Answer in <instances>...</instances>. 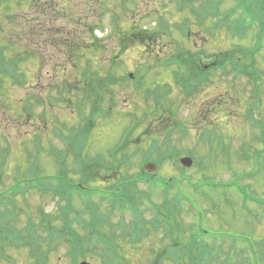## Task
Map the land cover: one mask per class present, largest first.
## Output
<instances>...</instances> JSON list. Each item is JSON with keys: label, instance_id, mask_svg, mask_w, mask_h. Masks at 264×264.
<instances>
[{"label": "rangeland", "instance_id": "obj_1", "mask_svg": "<svg viewBox=\"0 0 264 264\" xmlns=\"http://www.w3.org/2000/svg\"><path fill=\"white\" fill-rule=\"evenodd\" d=\"M12 1L8 0V3L12 4ZM49 2L50 0H39L37 3L40 4V9L44 10V6ZM57 2L56 0L54 3ZM232 3V0H228L224 2L223 6L230 8ZM252 3L255 9L264 16V0H253ZM26 6H29L28 11H26ZM35 6L36 3L27 4V0H25V3L19 6L22 9L14 7V18L7 19V21L13 24L10 27L15 34L23 30L26 34L35 28L25 24L24 12L28 18L35 17L37 19L35 23L38 26L43 25L41 21L44 18L31 16L35 15L32 10ZM223 6H221V11ZM57 7L58 20L55 21L53 18V24L49 26L52 30H47L41 39V43L38 41L39 46L32 36L29 40L23 41L21 45L29 49L27 44L31 46L32 43L42 57V60H29L24 64V71L28 75L27 85L20 88L12 84L6 85V88L1 91L0 147L6 149L7 142H11L13 146L7 173L0 175V189L13 185V181L6 176L10 177L18 169L24 170L23 166L26 169L29 167V175L31 173L30 167L34 164L39 169L41 168L42 175L57 174L59 167H56L57 163L53 162L49 153L51 151L59 153L64 151L66 145L62 141L63 136L67 137L69 131H73V136H75L77 131L86 127V124H91L93 118L91 103L93 101L99 102L97 107L100 104L105 103L104 105H106L108 103L109 94L101 98H94L89 95L88 98V94L83 96L77 90L78 81L74 76L85 67L87 59L94 58L93 55L96 52V59L102 61L103 70L108 71L109 66L112 67L113 65H124L125 71L121 74H133L136 77L137 72L151 63L154 57L164 60L166 55L176 51L178 43L182 40L181 34L175 29L177 28L176 24H180L188 16V13L185 15V13L177 12L176 2L172 3L169 0H61ZM4 9L5 4H1L0 22H6L3 14L8 13ZM40 13L38 9V15ZM116 17H119L118 24L122 32H130L134 27L137 31L140 28L153 29L156 27L154 23L160 18L164 25H170L171 28L169 29L173 31V36L162 37L158 35L156 36L157 44H151L150 47L146 48L141 42L135 41L139 39L131 37L127 38L125 44L121 45L116 34L117 28L114 27L115 23L113 22ZM71 19L74 21L72 22ZM96 27L98 28L96 29ZM92 28L96 29L94 35L99 40L101 39L98 41L103 40L100 43L102 47L98 48L97 51L91 45L97 41L91 34ZM202 35L198 29L194 38L195 43L193 44L191 41L187 44L189 58L192 61H199L202 52L204 54L202 57L206 56L207 53L202 48L209 49L211 52L219 50L211 53V55H217L224 53L226 45H251L250 35L241 42L239 40L224 42L223 35L218 41H207L201 39ZM226 35H229L227 31ZM227 38L229 39V36ZM15 40L18 41L16 38ZM65 41H69L72 45L67 46ZM77 44H86V50H83L85 58L68 59L65 56V51L70 52ZM194 45L200 46V48H195ZM146 51H151L152 54H147ZM158 52L160 55L157 54ZM210 59L208 61L204 59L201 62L208 63ZM255 60L257 67L263 71L262 78L257 82L263 90L261 95L263 102L260 104L254 120L264 127V56H257ZM133 78H130L127 84L118 87L121 89L116 98L118 103L116 111L111 117L107 120H101L102 123L99 122L98 118L96 119L95 125L98 127L82 149L83 155L92 158L101 155L106 156L109 150L120 140L122 132L131 120L135 121L137 118L140 119L148 115V119L142 123V127L130 141V146L126 152L130 156L129 158L132 156L131 161L122 164V169L116 171L117 179H120L125 173L136 175L140 171V165L141 169L143 167L141 156L144 152L149 151L153 141L157 140L163 144V141L169 140L170 137L172 144L178 148L181 154L176 161H167L158 166L156 170L158 177L163 180L170 177L178 179L184 173V187L187 185V177L192 179L194 183L205 180L216 182L212 183L217 185L216 192H209L204 187L202 188L203 195L197 196V202L195 201L198 204L195 207H199L207 213V219L205 214L201 218L203 227L209 230L207 232L211 234L223 233L229 240L238 236H247L256 241L263 240L264 160L261 159L258 162L254 160L250 164L251 161L245 158L247 154L252 155L253 148L264 149V145L256 138L258 137V130L248 118V110L253 102L250 98L253 85L241 80L234 82L219 75L215 81L204 83L186 100L180 88L174 86L171 73L167 70H152L142 80L141 84L133 82ZM65 82L75 87L71 95L68 94L69 103L59 102L56 91L57 87L61 88L63 84H66ZM166 84H173V90L167 92V88H165L162 92V87ZM148 90L158 92L155 94L157 98L161 99L160 106H155L150 99L148 102L144 101V96ZM30 94L39 95L46 101L45 105L40 106L35 97L29 99ZM237 98L241 100L238 101ZM79 99L81 100L78 102ZM220 103H228V106H222ZM163 105H165L166 112L161 111ZM168 108L169 112L167 111ZM217 108L218 112L224 108V113L214 111ZM157 110H160L159 116L153 117ZM79 122L82 123L79 124ZM38 137L42 140L44 152L40 151L42 145L39 147V152L36 150L35 139ZM249 146L252 147L250 148L251 151L244 150ZM138 149L142 150L141 154L137 153ZM164 151L165 146L162 149V152ZM183 157H191L194 162L193 167L188 169L183 167L179 161ZM84 158L86 159V156ZM26 159L31 164H28V167ZM19 161L23 164L20 168L16 164ZM150 163L157 164L154 161ZM70 168L72 173L78 169L75 166V161L70 165ZM99 172L98 176L92 172L90 177L95 181L111 180L110 174H104L103 171ZM92 185L95 187L94 184ZM205 186L207 187L208 184ZM139 188L142 191L147 190L144 184H140ZM190 191V187H186L183 194L186 196ZM149 194L154 203L163 204L162 192L159 189L155 191L149 189ZM55 197L53 192L42 195L40 192L32 190L25 196L15 199V203L13 202L15 207L22 208V212H18V220H21L19 226L26 229L27 224L32 220H34L33 223H39L41 221L40 215L43 214L53 225L60 224L57 212L59 201ZM244 199L247 200V203L243 202ZM74 206L81 209L84 203L82 204L78 199H75ZM101 209L106 212L107 204L102 205ZM124 214V231L131 239L129 232L132 215L127 212ZM154 216V210L149 209V207L145 208L144 218L146 222H150ZM69 219L73 221L71 214ZM120 220V212H116L114 223H119ZM182 220L187 229L192 227L193 219L185 215ZM120 230L121 228L118 227L117 236L121 234ZM157 230L159 232L152 234L154 239L145 238L147 234L142 232L141 242L136 246L135 244H128L126 239L120 240L121 244L125 245L124 257L132 264H154V260L159 258L157 254L169 245V241L163 239V229L158 228ZM80 232L83 230L80 229ZM139 244L141 245L138 246ZM154 247L156 253L151 255L149 251ZM36 249L46 250L45 247ZM223 249L224 252H228L231 246L224 244ZM7 250L16 260V264H71L63 245L54 248L56 252L49 256H46L45 251H31L29 247L8 248ZM237 260L238 258H234L232 264H238ZM89 261L91 264L99 263L98 259ZM3 264L9 263L4 262ZM261 264H264V260Z\"/></svg>", "mask_w": 264, "mask_h": 264}, {"label": "trees", "instance_id": "obj_2", "mask_svg": "<svg viewBox=\"0 0 264 264\" xmlns=\"http://www.w3.org/2000/svg\"><path fill=\"white\" fill-rule=\"evenodd\" d=\"M37 2L38 0H27V4L36 3V6L32 9L35 15L31 16H38L39 4ZM24 3L25 0H13L12 4L8 3V0H0V5L5 4L4 10L8 13L3 14L6 22H0V96L2 95L1 91L6 88V85L12 84L19 88L27 85L28 75L24 71V64L29 60L34 61L40 55L32 43L31 46L27 44L29 49L21 45L23 41L29 40L31 36L37 43L38 41L41 43L40 30L44 29V24L38 26L35 23L36 18H28L26 12H24L25 24L35 28H32L26 34L24 30L15 34L12 27H10L13 24L7 21V19L11 20V18H14V7L22 9L19 6ZM247 6H249L248 3ZM28 7L26 6V11H28ZM52 7H54L53 3L44 10L39 9L41 12L39 15L44 16V18H50L51 15L58 12L56 10L57 8L49 11ZM257 19L260 22V34L264 35V18L261 13H258ZM239 22V20L235 21L236 25L228 27L227 31L233 37L238 36L241 42L247 37L246 33L249 28L245 23L239 24ZM229 23L230 21L225 24L229 25ZM221 28L223 30L225 25H222ZM164 31H160V33L164 34ZM166 33L168 32L166 31ZM138 36L140 39L139 42L146 47H150L151 44L156 42V36L158 34L140 33ZM65 43H67V46L72 45L69 41H65ZM84 49L81 45H77L70 52L65 51V55L69 59L78 57L85 58V56L80 55ZM251 49L239 45L226 52L227 54H236L237 56L235 58H223L220 61L211 62V69L207 71L200 68L199 64L201 62L188 59L184 50L178 49L174 56L167 62L166 68H171L176 85L183 89L187 98L196 91L194 89L199 88L198 75L205 77L206 74V79H209L211 78L210 73L220 70L223 75L236 76L242 74L247 77L248 84L253 85L250 93V98L253 102L248 110V118L256 129L261 130V134L256 138L264 145V127L254 120L255 114L263 102L261 97L263 90L257 84L263 71L257 67L254 58L256 52ZM95 50H98V46H95ZM146 52L147 54L151 53V51ZM93 57L92 59L86 60L85 67L79 70L80 73L77 72L75 74V79L78 81L77 90L83 96L88 94V98L89 95H92L94 98H101L109 94L110 97L108 98L107 104H114L116 101L114 99L115 92L128 79L120 73L123 71V66L113 65L109 67L108 71L103 70V63L101 60L96 59V52ZM249 57H253V60ZM173 65L176 67H171ZM166 88L167 92H170V88ZM56 91L59 102L69 103L65 99L68 93L67 83L63 84L61 88L56 89ZM155 93L158 92L151 91L147 96H154L156 105L160 106L161 99L157 98ZM32 96H29V99ZM35 100L40 106H44L46 103L39 95L35 96ZM237 100L240 101L241 99L237 98ZM98 103L96 101L91 103L93 109L91 112L93 113L91 124H86V127L77 131L75 136H73V131H69L67 137L62 135V141L65 143L66 149L60 153L54 151L49 153V157L53 159L54 163H57L56 167H59L57 174L42 175L40 172L41 168L39 169L34 164L30 167L31 173L29 175L28 164L30 162L26 159L27 169L19 161L16 163L19 165L18 168L23 166L24 170L18 169L10 177L6 176L13 181V185L5 189H0V264H3L6 260L12 261V255L8 253V248L45 247L46 250L31 249V251H45L46 256H49L53 252H56L54 248L61 245L68 248L67 256L72 264L95 259H98L99 264H127L128 260L124 257L125 252L123 250L125 249V245H122L120 240L126 239L125 241L128 244H138L141 242L142 232L147 234L145 238L150 237L154 239L152 234H155L158 228L163 229V239L168 240L169 245L157 255H161L162 257L168 256L164 260H168L172 264H232L234 258H238V264H251L252 257L255 258L253 260L257 259L261 264L264 260V239L261 241L254 240L255 251L250 256L247 247L241 245L240 241H232L230 244L223 239L219 240L217 237L207 239L206 234L209 230L205 227H198L195 220H193L191 228L189 227L187 229L184 225L182 217L187 215L191 218L192 213L196 209L195 206H198L196 204V197L204 193L202 192V188L205 187L212 193L216 192L217 186L212 184L216 183L214 180L194 183L192 179L187 177L186 187H190L191 191L185 196L183 194V190L186 188L183 186L184 173L181 174V178L175 179L174 177H170L163 180L157 174L153 176L144 173L140 165V171L136 175L125 173L121 178L119 177L120 179H117L115 175L116 171H120L122 164H127L132 158V156L129 158L130 156L127 155L126 151L130 146L134 125L126 130L118 145L111 148L106 156L101 155L92 158L88 155H83L82 149L91 137L92 130L90 125L93 127L95 119L97 117L102 118L105 115L104 107L107 104H100L97 107ZM220 104L225 107L228 106V103ZM224 108H221L222 111L219 112L218 108L214 111L224 113ZM136 125L138 126V123ZM170 139L169 137V140H164L163 144L157 140L153 141L149 151L144 152L141 156L143 160L142 165L154 161L158 166H161L167 161H176L181 153L178 148L174 147ZM35 141L37 144L36 150L39 152V147L42 145L40 151L44 152L40 137L36 138ZM12 146L11 142H7L6 149H1L0 147V175H6L7 173L9 157L12 154ZM164 146L165 151L162 152ZM253 149L252 155H246L245 158L247 160H264V149ZM141 152V149L137 150V153L141 154ZM84 156H86V159ZM74 161L78 169L72 173L70 165ZM99 171H103L104 174H110L109 176H112L111 180L95 181L90 177L92 172L97 175L100 173ZM129 184L130 186H128ZM140 184L146 185L147 190L142 191L139 188ZM205 184H208V186L206 187ZM149 189L153 191L159 189L162 192L163 204L153 202L149 194ZM32 190L40 192L42 195H48V193L53 192L56 196L55 199L59 201L57 212L60 224L53 225L43 214L40 215L41 221L39 223H33L34 220H32V222L27 224L26 229H22L19 226L21 220H18V212H22V208L15 207V199L25 196L26 193ZM75 199H78L82 204L84 203L81 209H77L74 206ZM243 202L247 203V200L244 199ZM104 204H107L106 212H103L101 209ZM146 206L155 212V218L150 222H146L144 218L145 208H148ZM197 210L200 211L201 208L198 207ZM116 212H120L121 215L119 223H114ZM126 212L132 215V221L130 222L131 229L129 232L131 239L128 238L127 232L125 233L124 231L125 220L123 215ZM70 214L72 215L73 221L69 219ZM118 227L121 228V234L117 236ZM80 229L83 232H80ZM224 244L231 246L230 251L224 252ZM149 253L153 255V253H156V249L154 248ZM157 260L158 258H156Z\"/></svg>", "mask_w": 264, "mask_h": 264}, {"label": "water", "instance_id": "obj_3", "mask_svg": "<svg viewBox=\"0 0 264 264\" xmlns=\"http://www.w3.org/2000/svg\"><path fill=\"white\" fill-rule=\"evenodd\" d=\"M181 163L186 167H191L192 165V161L190 159H182ZM145 170L148 171L149 173H154L156 172V166L155 164H148L146 165ZM82 264H88V263H82Z\"/></svg>", "mask_w": 264, "mask_h": 264}, {"label": "flooded vegetation", "instance_id": "obj_4", "mask_svg": "<svg viewBox=\"0 0 264 264\" xmlns=\"http://www.w3.org/2000/svg\"><path fill=\"white\" fill-rule=\"evenodd\" d=\"M217 32H216V34H215V36L214 37H210V38H208V41H217L218 39H219V35H220V32L218 31V30H216ZM154 264H156V263H154ZM158 264V263H157ZM164 264H168V263H164Z\"/></svg>", "mask_w": 264, "mask_h": 264}, {"label": "bare ground", "instance_id": "obj_5", "mask_svg": "<svg viewBox=\"0 0 264 264\" xmlns=\"http://www.w3.org/2000/svg\"><path fill=\"white\" fill-rule=\"evenodd\" d=\"M152 72V71H151ZM136 132H134L133 134H135Z\"/></svg>", "mask_w": 264, "mask_h": 264}]
</instances>
